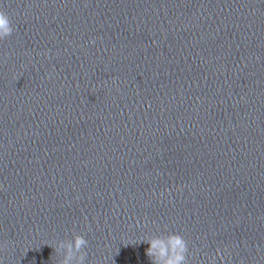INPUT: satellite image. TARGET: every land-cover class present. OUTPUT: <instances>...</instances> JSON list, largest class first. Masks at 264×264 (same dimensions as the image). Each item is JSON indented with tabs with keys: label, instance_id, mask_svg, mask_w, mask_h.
Instances as JSON below:
<instances>
[{
	"label": "clouds",
	"instance_id": "clouds-1",
	"mask_svg": "<svg viewBox=\"0 0 264 264\" xmlns=\"http://www.w3.org/2000/svg\"><path fill=\"white\" fill-rule=\"evenodd\" d=\"M13 31L8 13L0 10V40L9 37ZM142 241L150 244V247L146 249V255L151 258L153 264H188V243L180 234L153 235ZM87 246L88 241L85 236L75 232L72 240L59 241L53 247L56 254H63V258L58 261V264H85ZM127 246L128 244H125V247ZM116 254H119V250Z\"/></svg>",
	"mask_w": 264,
	"mask_h": 264
}]
</instances>
